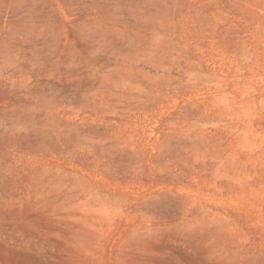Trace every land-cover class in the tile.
<instances>
[{"label": "rangeland", "instance_id": "rangeland-1", "mask_svg": "<svg viewBox=\"0 0 264 264\" xmlns=\"http://www.w3.org/2000/svg\"><path fill=\"white\" fill-rule=\"evenodd\" d=\"M0 264H264V0H0Z\"/></svg>", "mask_w": 264, "mask_h": 264}]
</instances>
